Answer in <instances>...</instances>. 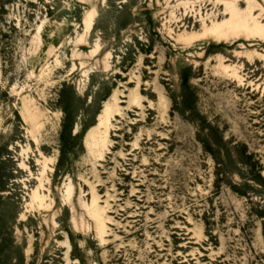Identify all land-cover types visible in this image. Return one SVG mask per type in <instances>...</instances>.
<instances>
[{"label": "rangeland", "instance_id": "1", "mask_svg": "<svg viewBox=\"0 0 264 264\" xmlns=\"http://www.w3.org/2000/svg\"><path fill=\"white\" fill-rule=\"evenodd\" d=\"M0 264H264V0H0Z\"/></svg>", "mask_w": 264, "mask_h": 264}, {"label": "bare ground", "instance_id": "2", "mask_svg": "<svg viewBox=\"0 0 264 264\" xmlns=\"http://www.w3.org/2000/svg\"><path fill=\"white\" fill-rule=\"evenodd\" d=\"M104 124H105L104 121H102V125H104ZM93 134H94V139H95V141H96L99 137L102 136V133H101L100 131H94Z\"/></svg>", "mask_w": 264, "mask_h": 264}, {"label": "trees", "instance_id": "3", "mask_svg": "<svg viewBox=\"0 0 264 264\" xmlns=\"http://www.w3.org/2000/svg\"><path fill=\"white\" fill-rule=\"evenodd\" d=\"M259 174H260V176H261V171L259 170Z\"/></svg>", "mask_w": 264, "mask_h": 264}]
</instances>
